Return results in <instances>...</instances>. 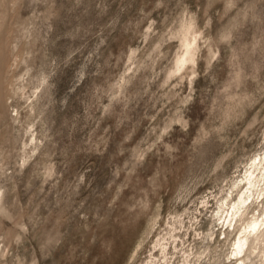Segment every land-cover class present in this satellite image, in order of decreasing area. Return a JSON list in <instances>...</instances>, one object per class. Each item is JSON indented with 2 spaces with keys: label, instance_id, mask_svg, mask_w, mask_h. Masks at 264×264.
Masks as SVG:
<instances>
[{
  "label": "rangeland",
  "instance_id": "obj_1",
  "mask_svg": "<svg viewBox=\"0 0 264 264\" xmlns=\"http://www.w3.org/2000/svg\"><path fill=\"white\" fill-rule=\"evenodd\" d=\"M255 161L264 0H0V264H231Z\"/></svg>",
  "mask_w": 264,
  "mask_h": 264
},
{
  "label": "bare ground",
  "instance_id": "obj_2",
  "mask_svg": "<svg viewBox=\"0 0 264 264\" xmlns=\"http://www.w3.org/2000/svg\"><path fill=\"white\" fill-rule=\"evenodd\" d=\"M260 160H262V157ZM255 163L256 161L252 164L254 170L250 171L249 174L246 176V181L245 182L243 181L244 185H242V181H241L235 188L239 198V201L237 200L238 202L237 201L235 202L236 200V196L234 197V195L236 194L235 190L230 193V197L226 198V202L222 201V199H224L225 196L219 199H217L218 197H215V199H217L219 203H222L219 206L217 214L215 215L218 216V218H216L215 220L222 222L223 226L227 224L231 225L232 221L237 219L232 216L231 218H225L224 214L227 213L228 216L231 211L230 209L232 208L231 214L233 215V210L237 209L239 205L246 206L247 204L246 192L248 193L250 186L245 188V184L251 183V185L254 186L252 195L255 194L256 197L254 196L253 198L254 200H252L253 202L247 207H253V209H255L256 212L250 216H247V214H243V213L240 215L241 222L244 221L243 219L245 217L247 218L244 222H242L239 228L236 227L234 229L237 232L235 233V236L231 239V241L230 238L234 235V233H229L227 231L224 233L225 234L224 240L226 242L229 241V252L227 255L231 260L230 262H232L231 264H258L259 262H262V259H257V258H259L260 254L264 252V185H263L264 173H261L262 174L261 177L255 176V174L257 173V172L254 173L256 170L255 168L258 169L261 165V164L257 165ZM248 197L250 198L251 195ZM208 202H204V205L207 206ZM230 203L233 204V207L232 205H229ZM236 212L239 213L238 211ZM226 228L232 230L231 228L233 227L231 228L226 227ZM243 254L245 255L242 256Z\"/></svg>",
  "mask_w": 264,
  "mask_h": 264
}]
</instances>
